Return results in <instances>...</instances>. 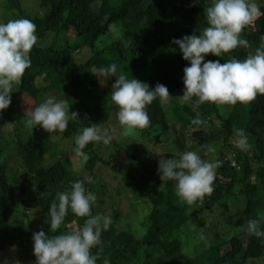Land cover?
Returning a JSON list of instances; mask_svg holds the SVG:
<instances>
[{
	"label": "trees",
	"instance_id": "16d2710c",
	"mask_svg": "<svg viewBox=\"0 0 264 264\" xmlns=\"http://www.w3.org/2000/svg\"><path fill=\"white\" fill-rule=\"evenodd\" d=\"M5 1L10 9L19 11L21 18L36 24L38 41L31 51V67L21 82L13 85L10 106L0 112V143L2 132L11 125L12 148L6 153L19 166V171L7 173L6 161L0 159V253L15 247L28 252L27 243L33 241L34 232L43 230L52 236L84 225L87 218L76 216L69 209L61 228L56 233L50 231L48 212L57 193L70 190L74 181L86 175L72 174L69 156L54 162L59 151L51 135L59 133L29 126L27 121L31 111L47 99L41 95L55 91L60 94L55 96L57 99L67 100L70 111L79 114L78 119L70 120L63 133L71 137L73 152L75 136L83 127L100 126L111 114L119 123V107L111 101L116 77L101 84L93 71L115 63L117 74L136 78L151 88L157 83L164 84L172 96L167 102L157 98L147 106L151 124L139 129L142 137L154 142L162 140L173 152L197 151L201 157L210 148L219 146L217 160L223 163L216 170L213 193L192 204L177 196L175 181L162 179L158 169L145 167L142 176L149 179L150 187L144 189L135 184L137 190H146L140 198L148 208L140 232H132L118 210L102 209L104 201L97 200L92 214L110 215L113 221L102 232L103 245L92 249L94 254L99 251L97 264H103L105 258H110L111 264H246L250 259L264 258V237L249 235L246 229L250 219L264 216V94H258L249 103L231 104L226 117L221 115L223 104L196 105L195 98L188 104L179 103L185 87L184 68L190 62L183 59L178 46L171 42L186 35H199L208 26L205 9L212 0L207 3L205 0H39V10L33 16L22 11L20 0ZM256 2L264 12V0ZM70 29L75 32L72 41L65 37ZM262 35L264 16L241 33L248 40L246 47H238L221 57L208 54L205 60H219L223 64L232 58L246 59L261 45ZM103 39L105 45L97 48ZM83 49L89 55L78 60L77 54ZM197 117L204 123L199 131L191 133V121ZM210 121H218L220 125L204 128ZM235 129L246 131L249 144L246 150L236 146ZM84 151L90 156L83 163L93 180L85 182L90 191L98 162L110 163L101 160L94 142ZM1 154L0 149V157ZM28 193L38 197L40 216L35 228L29 221ZM234 196H244L246 200L239 214L242 233L201 251L195 248L192 255L184 254L180 239L183 225L197 213L210 211ZM261 228L264 230V221ZM21 255L19 252V260Z\"/></svg>",
	"mask_w": 264,
	"mask_h": 264
},
{
	"label": "clouds",
	"instance_id": "9594fccd",
	"mask_svg": "<svg viewBox=\"0 0 264 264\" xmlns=\"http://www.w3.org/2000/svg\"><path fill=\"white\" fill-rule=\"evenodd\" d=\"M207 3V0H205ZM207 25L199 35H186L171 42L178 46L183 59L189 61L184 68V92L182 102L196 105L209 103L236 104L249 103L258 94H264V35L262 43L254 54L246 59L232 58L221 64L219 60H205L206 55L221 57L238 47H246L248 40L241 36L246 27L252 25L264 12L256 0H212L205 9ZM36 24L26 18L0 22V112L7 109L12 100L13 85L19 84L27 69L31 67V51L37 44ZM101 84L116 77L112 84L111 101L119 107L117 118L121 126L129 131L147 128L151 124L147 106L159 98L167 102L172 96L166 85L157 83L151 88L136 78L117 74L115 63L93 70ZM79 114L70 111L68 101L49 96L30 113L29 126H41L48 133L63 134L70 120L78 119ZM204 123L199 117L192 119L191 133L200 130ZM235 144L241 150L249 146L244 129H235ZM116 136V129H103L90 124L83 127L75 136V156L86 163L90 156L84 151L89 143L110 144ZM57 139L61 136H57ZM204 147V146H202ZM210 150H214L211 149ZM222 161H205L197 151H185L179 159L162 158L158 171L161 178L176 182V193L181 200L192 204L214 191L216 170ZM92 183V177L76 180L70 190L58 192L56 201L49 208L50 231L56 233L65 222L69 209L79 217H86L84 225L70 232L46 235L41 230L32 234L35 264H97L99 251L93 248L103 245L102 232L111 224L110 215L92 214L97 195L89 191L85 182ZM58 201V202H57ZM260 219H250L246 229L249 235L264 237ZM102 251V248L100 249ZM0 264H21L19 260L0 261ZM103 264H111L105 258Z\"/></svg>",
	"mask_w": 264,
	"mask_h": 264
},
{
	"label": "rangeland",
	"instance_id": "374dc122",
	"mask_svg": "<svg viewBox=\"0 0 264 264\" xmlns=\"http://www.w3.org/2000/svg\"><path fill=\"white\" fill-rule=\"evenodd\" d=\"M21 9L26 15L33 16L39 10V0H20ZM21 15L19 11L12 10L8 7L5 0L0 2V22H7L10 19H20ZM112 32V31H110ZM108 35L113 36L112 33ZM72 41L75 37L74 30L70 29L65 35ZM110 38L109 36L106 37ZM106 39L101 41V45L104 46ZM89 51L82 50L77 54L78 60H84L88 57ZM46 77V76H45ZM39 85L40 82L38 81ZM42 83V82H41ZM104 88L106 85L103 86ZM59 93L50 91L41 95L42 98H48L49 96H59ZM182 102L181 100L179 103ZM232 109L231 104H223L221 106V115L226 117ZM219 126L218 121H210L205 123L206 129H209L211 125ZM11 125L5 128V131L1 134V161H6L7 173L13 174L19 171V166L15 158L10 157L6 152L12 148L11 140ZM103 129H116V136L113 141L105 145L102 142L95 143L94 147L98 152L101 160L108 161L110 164L105 165L98 162L94 168V184L90 190L98 197L97 200H103L104 205H101L102 209L118 210L120 212L122 220H125L132 229V232H140L141 222L148 216V208L142 201L140 196L142 191L137 190L135 184L138 183L143 186L144 189L150 187V181H147L146 176H142L144 168L158 169L159 161L162 158L165 159H179V154L182 152H173L171 146L162 141L149 140L147 137H142L139 129L129 131L125 127L121 126L113 116L109 117L108 121L99 126ZM57 136L61 138L57 139ZM51 140L56 144L58 156L54 159V162L58 159L65 157L70 158L72 164L70 166L73 175L84 173L89 176V172L84 170V167L80 159L75 156V153L71 149V137L64 136L63 134L51 135ZM204 153V157L201 159L205 161H216L220 156L219 146L213 147ZM131 153V155L129 154ZM126 175V177H124ZM161 176V174H159ZM126 178V179H124ZM149 180V179H148ZM27 202L29 201L30 225L35 228L40 216L39 205L37 204L38 197H35L32 193H28L26 196ZM244 196H234L222 201L210 211L199 212L188 220L181 229L180 235L183 242V253L194 254L195 248L198 250L207 249L210 245L215 243H223L232 236H237L243 231V227L239 222V214L245 207ZM134 203L136 205H134ZM37 221V222H36ZM136 230V231H135ZM33 242V241H32ZM27 243L28 252L20 247L5 250L0 253V261L15 262L19 260V252H22L20 256L21 264H35L36 257L33 254V243ZM246 264H264V258L250 259Z\"/></svg>",
	"mask_w": 264,
	"mask_h": 264
}]
</instances>
